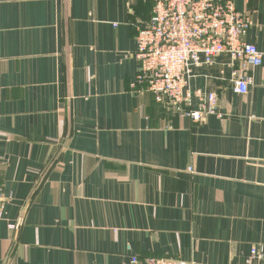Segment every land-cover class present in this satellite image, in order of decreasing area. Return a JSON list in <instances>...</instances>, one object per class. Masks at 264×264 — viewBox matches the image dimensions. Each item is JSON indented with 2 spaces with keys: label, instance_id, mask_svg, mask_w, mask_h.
I'll return each instance as SVG.
<instances>
[{
  "label": "crops",
  "instance_id": "obj_1",
  "mask_svg": "<svg viewBox=\"0 0 264 264\" xmlns=\"http://www.w3.org/2000/svg\"><path fill=\"white\" fill-rule=\"evenodd\" d=\"M234 3L262 64L244 95L195 67L194 122L131 86L153 0H0V264H264V0Z\"/></svg>",
  "mask_w": 264,
  "mask_h": 264
},
{
  "label": "built area",
  "instance_id": "obj_2",
  "mask_svg": "<svg viewBox=\"0 0 264 264\" xmlns=\"http://www.w3.org/2000/svg\"><path fill=\"white\" fill-rule=\"evenodd\" d=\"M149 22L136 35L137 77L131 86L143 85L156 101L175 107L199 122L215 114V93L192 92L187 78L195 67L211 64L222 53L230 54L233 64V90L246 94L252 84V69L262 64V53L244 39L252 19L235 7L234 0H155ZM193 99L199 100L192 108ZM5 196L0 186V217ZM9 228H15L9 224ZM262 256L251 248V258ZM128 264H196L180 258L154 257L145 262L132 255Z\"/></svg>",
  "mask_w": 264,
  "mask_h": 264
},
{
  "label": "trees",
  "instance_id": "obj_3",
  "mask_svg": "<svg viewBox=\"0 0 264 264\" xmlns=\"http://www.w3.org/2000/svg\"><path fill=\"white\" fill-rule=\"evenodd\" d=\"M154 2H155V0H153V4L152 5H154Z\"/></svg>",
  "mask_w": 264,
  "mask_h": 264
}]
</instances>
